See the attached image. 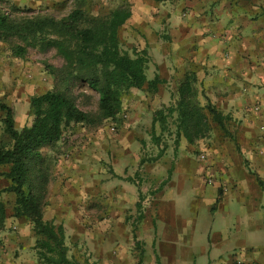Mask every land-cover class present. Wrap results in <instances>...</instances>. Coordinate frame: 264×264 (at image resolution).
<instances>
[{"label": "crops", "instance_id": "0c3cea01", "mask_svg": "<svg viewBox=\"0 0 264 264\" xmlns=\"http://www.w3.org/2000/svg\"><path fill=\"white\" fill-rule=\"evenodd\" d=\"M141 12L147 20L131 6L127 22L135 46L148 52L147 79L162 82L154 93L128 92L127 119L67 127L78 135L66 143L68 159L55 154L60 140L40 149L53 161L43 218L64 227L79 264L87 255L93 264H134L139 240L150 264H196L186 240L204 208L200 264H264V190L256 180H264V0H144ZM187 73L201 104L209 100L229 118L226 132L208 116L206 137L175 144L174 117L161 125L153 112L171 103ZM203 141L207 152L197 161L192 151ZM148 143L158 150L150 161ZM0 241V264H40L26 218L6 217Z\"/></svg>", "mask_w": 264, "mask_h": 264}, {"label": "trees", "instance_id": "16d2710c", "mask_svg": "<svg viewBox=\"0 0 264 264\" xmlns=\"http://www.w3.org/2000/svg\"><path fill=\"white\" fill-rule=\"evenodd\" d=\"M130 16L131 9L124 6L106 15H93L79 3L60 18L15 17L0 7V40L9 43L13 56L22 58L28 47H33L41 51L53 49L63 59L61 67L44 65L53 83L46 91L30 97L29 125L17 129L12 107L0 101L4 126L0 137V177L9 181L0 188V193H13L12 215L24 217L32 224L34 249L40 264H79L68 255L64 227L43 218L46 178L42 169L33 170L40 149L53 145L66 127L95 125L105 120L116 122L121 118L124 94L134 88L154 93L162 82L157 75L147 79L149 55L145 49L133 46L128 51L122 47L119 30ZM196 82L195 75L187 73L171 94V103L153 112V123L158 121L161 125L174 117L175 144L181 136L188 143L206 137L210 132L208 116L226 132L228 115L209 100L201 104ZM84 86L98 94L96 113L84 111L76 103L73 89ZM151 141L155 144L159 141L153 131ZM3 167L7 169L2 171ZM256 180L264 190V180L258 176ZM6 217V203L0 197V231ZM141 262L140 258L134 264Z\"/></svg>", "mask_w": 264, "mask_h": 264}, {"label": "rangeland", "instance_id": "374dc122", "mask_svg": "<svg viewBox=\"0 0 264 264\" xmlns=\"http://www.w3.org/2000/svg\"><path fill=\"white\" fill-rule=\"evenodd\" d=\"M79 3L82 5V8H84L89 14L93 15H106L118 6L129 7V9H131L132 6L138 10V20H147V17L141 12L142 7L144 6V0H0V7L3 11H6L8 14L15 17H22L26 15H49L55 18H60L66 15ZM12 6L15 7L16 10H14ZM132 27L134 26L127 22L119 30L122 47L128 51H130V49L135 46V43L137 42V40L133 38L135 36L132 34V32L135 31V28ZM45 64L53 67H61L63 65V59L57 55L53 49L41 51L33 47H28L25 55L22 58H18L11 54L9 43L0 40V101L9 104L12 107L14 118H16L15 127L17 129H20L25 125H29L32 121V116L29 111L30 97L35 94H40L52 86L53 79L49 73L44 71ZM33 70L36 73H30ZM150 73L151 72L148 71L149 75ZM73 93L79 108L91 113L97 112L98 94L96 91L84 86L81 89L74 88ZM127 94L128 93L123 95L122 100H125ZM127 116L128 111L123 110L120 119H127ZM98 125L99 124H89L91 129ZM108 126L110 131L115 132L117 130L118 123H111ZM65 129L58 139L63 143L62 148L59 151L57 150L55 154L60 155V158L68 159L70 157V152L66 150V143L68 141H75L78 138V135H76L77 133L73 131L65 132ZM234 132L235 130H231V133ZM3 134L4 126L2 122V113L0 112V137ZM199 143L202 145H196V148L194 152L192 151V153L195 157H197V161H202L199 159V156L201 158L205 156L201 154H205L207 152V144L204 141ZM156 149L157 148H152L151 143H148V145L146 144L145 151L143 153L144 159L146 156L149 161L154 159L157 154L156 151H158ZM39 152L40 158L38 159V163L35 164L33 170L36 172V169H42L45 174V189L42 197L44 205L49 184L52 179L51 168L53 161L50 159V156L45 153L44 149ZM196 163L198 164L200 162ZM6 169L7 167H3L1 170L4 171ZM211 181L212 178H209V182ZM5 184V178L0 177V186H4ZM0 197L6 203L7 217L13 216L12 206L14 203V194L11 192H2L0 193ZM188 207H190V205H188ZM184 209L188 208H185L184 205L183 210ZM207 215L209 214L205 211V209H201L199 212V218L194 225L195 232L192 234L191 229L190 238H187L186 240L187 245L193 244L194 246V253L192 254L196 264H200L206 253H203L202 248L206 243V232L204 231L207 226ZM6 230L13 231L15 229L10 226ZM139 241L140 242L135 244V247L133 248L132 259L135 263L141 258V264H150L152 262L150 248H145L143 246V242L141 240ZM1 248H3V246L0 241V249ZM85 259L88 260V264H93L88 255L85 256Z\"/></svg>", "mask_w": 264, "mask_h": 264}]
</instances>
